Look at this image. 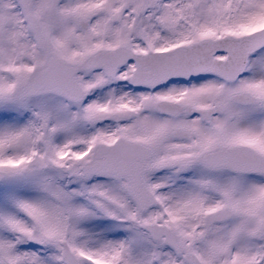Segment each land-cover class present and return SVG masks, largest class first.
I'll return each instance as SVG.
<instances>
[{"label": "snow or ice", "instance_id": "obj_1", "mask_svg": "<svg viewBox=\"0 0 264 264\" xmlns=\"http://www.w3.org/2000/svg\"><path fill=\"white\" fill-rule=\"evenodd\" d=\"M0 264H264V0H0Z\"/></svg>", "mask_w": 264, "mask_h": 264}]
</instances>
